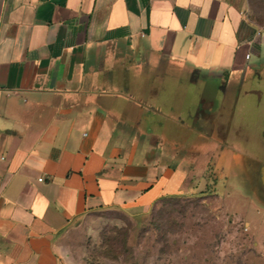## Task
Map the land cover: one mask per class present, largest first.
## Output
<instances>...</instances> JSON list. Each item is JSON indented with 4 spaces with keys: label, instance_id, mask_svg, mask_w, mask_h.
<instances>
[{
    "label": "crops",
    "instance_id": "0c3cea01",
    "mask_svg": "<svg viewBox=\"0 0 264 264\" xmlns=\"http://www.w3.org/2000/svg\"><path fill=\"white\" fill-rule=\"evenodd\" d=\"M244 9L0 0V264H70L61 234L89 213L208 187L203 136L264 141V31Z\"/></svg>",
    "mask_w": 264,
    "mask_h": 264
},
{
    "label": "rangeland",
    "instance_id": "374dc122",
    "mask_svg": "<svg viewBox=\"0 0 264 264\" xmlns=\"http://www.w3.org/2000/svg\"><path fill=\"white\" fill-rule=\"evenodd\" d=\"M246 18L264 31V0H243ZM197 142L215 169L210 185L156 202L145 212L100 210L65 230L70 264H264V141ZM186 143L181 142L180 145Z\"/></svg>",
    "mask_w": 264,
    "mask_h": 264
},
{
    "label": "trees",
    "instance_id": "16d2710c",
    "mask_svg": "<svg viewBox=\"0 0 264 264\" xmlns=\"http://www.w3.org/2000/svg\"><path fill=\"white\" fill-rule=\"evenodd\" d=\"M176 196H179V195H166V196H162V197H160V198L157 200V202H158V201H161V200H163V199L169 198V197H176Z\"/></svg>",
    "mask_w": 264,
    "mask_h": 264
},
{
    "label": "water",
    "instance_id": "95a60500",
    "mask_svg": "<svg viewBox=\"0 0 264 264\" xmlns=\"http://www.w3.org/2000/svg\"><path fill=\"white\" fill-rule=\"evenodd\" d=\"M261 182L264 185V167L261 169Z\"/></svg>",
    "mask_w": 264,
    "mask_h": 264
},
{
    "label": "built area",
    "instance_id": "2783aa9c",
    "mask_svg": "<svg viewBox=\"0 0 264 264\" xmlns=\"http://www.w3.org/2000/svg\"><path fill=\"white\" fill-rule=\"evenodd\" d=\"M38 180H39V181H42V180H43V178L41 177V178H39Z\"/></svg>",
    "mask_w": 264,
    "mask_h": 264
}]
</instances>
